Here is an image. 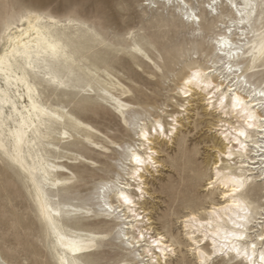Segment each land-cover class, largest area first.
Listing matches in <instances>:
<instances>
[{
  "label": "snow or ice",
  "instance_id": "6c2138e0",
  "mask_svg": "<svg viewBox=\"0 0 264 264\" xmlns=\"http://www.w3.org/2000/svg\"><path fill=\"white\" fill-rule=\"evenodd\" d=\"M146 3L150 9L159 4L166 5L163 11L171 12L170 16L163 15L156 21V30L162 36L166 37L178 26L194 27L197 30L193 32V36L199 38V42L206 41L212 48L216 44L226 47V50L215 48L217 54L206 58L211 62H206L205 67L197 62L191 63L189 71L192 68L197 71L191 72L179 89L180 94L188 97L194 87L200 86L199 89L207 93V102L211 108L219 110L225 117H235V122H230L227 128L223 123L219 124L220 134L225 141L224 150H218L217 162L211 169L201 173V179L213 193L208 197L209 207L191 212L180 219L184 235L190 242V251L197 258V264H214V257L218 255L238 257L244 264H264V206L253 205L241 198L240 194L251 182V173H245L244 164L238 165V160L248 159L247 167L257 168L260 178L264 179V0H244L243 5L239 0H197V7L193 6V0H146ZM8 4L9 0H0V27L8 38V47L0 55V78L13 75L12 71L6 69L21 73L16 79L18 83L26 85L29 102L27 113L31 116L34 112V118L39 121L33 128V143L51 146L56 141L79 140L108 151L103 144L95 141V137L102 134L72 115L67 108L52 109L46 106L37 87L31 82L30 72L37 77H43L45 82L61 88L67 87L66 78H62L58 70V65L62 62L68 75L74 78V82L81 84L84 91L95 94L98 99L110 104L125 117L126 124L138 130L139 142L134 147L116 145L123 153L117 162L120 175L99 186L95 194V199L100 202L98 214L122 222L115 234L128 243L138 258V264H166L167 258L176 253V241L169 243L165 235L154 236L151 222L138 209L136 200L129 194L134 189L140 194L137 199L145 195L143 173L149 167H158L150 136L153 132H165L164 125L160 120L150 121L152 126L149 130L144 121L129 122L126 117L132 105L123 102L119 97L131 96V91L110 75L108 70L101 72L99 69L86 67L83 58L77 60L75 54H68L61 44L50 40L48 33L52 27L74 26L82 30L94 46L107 47L117 52L120 48L116 45H121L129 55L135 56L139 53V57L145 59L155 53L159 57L157 70L162 74L166 72L165 58L156 52L155 45L145 39L140 30L126 36H109L98 33L87 24H77L71 18L61 25L58 20L31 13L18 16L8 10ZM206 15L215 17L219 23L214 22L205 32L201 30V25ZM17 26H20L19 36L15 35ZM226 33H233V36L226 39ZM32 37L36 38L35 45L30 42ZM233 38L236 40L235 44L231 43ZM21 39L25 41L23 46ZM174 51L183 54L185 48ZM192 51L198 52L199 49L190 46L189 57ZM209 74L211 79H219V84H212ZM164 78L167 79V75ZM201 80L208 81L207 85H201ZM113 87L119 90L115 94L112 93ZM23 92V88L11 92L0 87V130H3L6 121L10 122L8 113H13L20 106ZM6 135L7 133L0 135V151L20 163L19 149L16 152L9 151ZM103 139L109 144L112 143L107 137ZM60 151V148L56 149V152ZM64 157L72 160L84 159L80 155L69 157L65 153ZM37 160L39 164L33 162L31 168L21 164V168L29 184V193H36L34 202L39 207L38 215L51 242L50 252L54 264H81L78 255L95 248L97 240L107 237L83 232L68 233L63 229L59 221L64 217L76 214L92 215L93 211L87 206L73 208L61 205L51 189L57 190L61 185L71 184L76 181V177L72 175L69 179L57 178L55 163L46 162L51 157L38 156ZM38 170L42 178L36 175ZM216 192L221 194L223 203H216ZM108 194L115 197V202ZM52 208L56 209V220L53 219ZM225 215L227 219L221 222ZM229 223L232 227L225 228ZM254 225L258 227H253ZM129 227L134 229V236L126 233ZM61 232H65V235H61ZM67 235H71L72 239L66 241ZM53 236L58 242H53ZM0 264L10 262L0 259Z\"/></svg>",
  "mask_w": 264,
  "mask_h": 264
},
{
  "label": "rangeland",
  "instance_id": "374dc122",
  "mask_svg": "<svg viewBox=\"0 0 264 264\" xmlns=\"http://www.w3.org/2000/svg\"><path fill=\"white\" fill-rule=\"evenodd\" d=\"M193 6H198L197 0H193ZM165 7L167 6L159 4L150 9L146 0H9L8 4V10L18 16L37 11L45 16H55L64 23L71 18L77 24H87L98 33L109 36H126L140 30L141 35L155 45L156 52L165 58V73L157 70L159 57L155 53L148 59L139 57V53L132 56L121 45H116L120 51L114 52L107 47L92 45L83 31L74 26H59L61 32L65 31L61 36L70 55L75 54L77 60L83 58L86 67L99 69L101 72L111 69L112 74L116 75L115 79L131 91V96L119 97L132 105L126 117L129 122L143 118L151 127L150 121L159 115L170 134V122L174 123L170 120V115L183 109L180 104L184 99L180 97L177 87L179 78L188 71L191 60L206 65V62H211L206 58L216 54L206 41L199 42V38L193 36V32L197 30L194 27L178 26L166 37L162 36L156 30V21L163 15H171L170 11H163ZM214 22L219 23L215 17L206 15L201 30L206 32ZM190 46L199 49L198 52L192 51L191 57L188 56ZM6 47L7 36L0 27V53ZM181 47L185 48L183 54L174 51ZM58 70L61 77L66 78L68 86L56 88L57 85H53L54 90L48 84L50 82H45L43 77L30 72V79L37 83L44 104L52 109L67 108L72 115L89 124L98 133L110 134V138L115 140L108 151L103 152L79 140L56 141L51 146H44L41 153L51 157L49 163H55L57 178L69 179L72 175L76 177V181L71 184L61 185L57 190L51 189L59 203L73 208L87 206L93 211L92 215L64 217L63 222L65 226L75 230V233L107 237L97 240V246L93 250L80 256L81 264H138V258L128 247V243L115 234L120 226L118 220L99 215L100 202L95 199L100 185L120 175L117 162L123 153L116 145L124 147L128 143H138L136 129L126 124L125 117L110 104L104 103L95 94L84 91L83 86L68 75L63 64L58 65ZM165 75L167 79L164 78ZM0 80L3 82L2 78ZM117 91L119 90L113 87L112 93ZM22 101L23 99L19 103ZM197 112L199 114L193 115L190 123L183 119V139L175 137L173 141L161 144L166 166L154 176L147 174L154 193L153 197H147L145 205L151 211L154 225L160 231L168 230L181 243L178 251L182 252H178L171 263L167 264H195L197 261L186 250L189 241L184 235L180 219L189 210L186 206H209L208 197L213 194L206 189L201 173L211 169L216 159L217 152L212 149V144H218V139L214 128H210L216 118L206 113L202 106ZM179 114L182 118L186 117V111H180ZM9 125L14 128L15 122L10 119ZM5 128L9 134L8 127ZM57 148L61 151L56 152ZM64 153L69 157L80 155L84 159H65ZM64 169L68 171L64 172ZM253 183L256 191L251 197L261 200L264 188H260L261 184L257 185L260 181L255 180ZM34 197V193H29V184L22 169L0 151V259H7L10 264H54L50 252L51 242L38 215ZM110 197L114 199V196ZM214 199H220L219 192L215 193ZM257 204L264 206V200ZM214 264L244 262L238 258L230 259L229 256L219 255L214 257Z\"/></svg>",
  "mask_w": 264,
  "mask_h": 264
},
{
  "label": "bare ground",
  "instance_id": "6f19581e",
  "mask_svg": "<svg viewBox=\"0 0 264 264\" xmlns=\"http://www.w3.org/2000/svg\"><path fill=\"white\" fill-rule=\"evenodd\" d=\"M243 2H244V0H239V3L241 5H243ZM30 13L34 14V15H37V16L44 17L46 19L58 20V21H60L61 25L64 24V22H62L60 19H58L55 16H51V15L45 16V15H42L41 13H39L37 11H30ZM19 27L20 26H17L16 32H15L16 36H19V34H20L19 33ZM25 27H26V25H25ZM63 34H65V31L61 32L59 26L50 28L49 33H48L49 38H50L51 41H53L55 43H58V44H61L66 49L67 45L65 44V42L63 41V38L61 36ZM232 36H233V33H226L225 34V38L226 39H229ZM17 39H19V37H17ZM30 42L33 45H35L36 38L32 37ZM20 43H21V46H23L25 41L23 39H21ZM231 43L235 44L236 40L234 38L231 39ZM7 47H8V38H7ZM215 48H225V50H226V47L223 44H216ZM215 48H213V52L215 54H217L216 51H215ZM9 51L11 52V49H9ZM220 54L222 55L223 53H220ZM0 55H3V52L0 53ZM257 56H259L258 47H257ZM193 62H197V60H191L190 63L188 64V71L181 78H179V81H178V84H177V87L179 89L183 86L184 81L187 80L190 77L191 72L194 73V72L197 71V69H195V68H192L191 72L189 71V65L191 63H193ZM5 63L7 64V61ZM197 63H199V62H197ZM60 64H63V63L61 62ZM17 66H19V64H17ZM201 66L205 67L206 65L201 64ZM6 70L12 71L13 75L8 77V78H2L3 82L0 80V87H3L4 89H8L11 92L19 91L21 88H23L24 92L22 93L23 101L21 103H19L20 106L15 108L13 113H11V114L8 113L9 118L12 119L15 122L14 128L9 125L10 124L9 121H6L3 130H0V135H4V133H7L5 126L8 127L9 134H7L5 136V140L8 142L7 146L9 148L10 152H16L17 149H19L20 163H16L15 161L11 160L9 158V156L7 154H5L4 152L1 151V153L3 155L7 156L12 163H14L17 166H19L20 169H22V171H23V168H21V164H23L24 167L31 168L33 166V162H36L37 164H39V161L37 160L38 156L45 157V155L43 153H41V151H43V148H44L45 145H38V144L33 143V138H32L33 137V128L39 123V121H37L34 118L35 117V113L34 112H33V114L31 116H29L28 113H27V108H28V103L29 102H28V97H27V92H26V85L24 83H18V81L16 79L17 76L21 75V73L15 72L14 69H6ZM29 75H30V73H29ZM0 76H2V72H0ZM209 78L211 79L210 74H209ZM9 81H10V83H9ZM31 82L37 87V83L35 81L31 80ZM207 83H208V81H205V80H201V82H200V84L203 85V86H206ZM211 83L212 84H219V79H211ZM48 84L50 85V87L52 85V88L54 90L53 84H51V83H48ZM58 87L59 86H57L56 88H58ZM199 87L200 86H197V88L194 87L192 89L191 95L188 96V97H185V96H183L182 94L179 93L180 97L184 99V100H182V103L180 104V105L183 106V109L178 110V112L175 111V112H173L170 115L172 117V119H170V120H172L174 122V123L170 122V124L172 125V128H170V132H171L170 134H169V130L166 128L163 120L160 118L159 115H156L153 118V121L160 120L162 122V124L164 125V128H165V132H160V133L153 132L151 134V136H150L151 147H152V149H153V151L155 153V160L157 161L158 167L155 168V169H152L150 167L145 169V172L143 173L145 195L143 197L137 199V197H140V194L138 192H136L134 189L130 190V193H129L136 200L138 209L141 210V212L146 215V219L151 222L150 223V227L152 229L153 235L154 236L155 235H165L167 237L169 243H171L173 240L176 241V253H175V255H178V252H182L181 250L178 251V248L181 245L180 241L176 240L174 238L173 234L170 233L168 230H166V229H164L162 231L158 230V228L154 225V220L152 219V215L150 216L151 211L149 210V207H147L145 205V201L147 200V197H153V193H154V192L151 191L150 181H149L148 175L154 176V174L156 172L161 171L162 168L166 166V161L162 157V151L163 150L161 149V144L167 143L168 141H173L175 139V137H178L179 139L180 138L183 139L184 135L182 133L184 131L182 130V128L185 127V123L183 122V119L185 118L186 122L190 123V118L193 115H198L199 113L197 112V109L200 106H202V108H204L206 113L211 114V115L215 116V118H216V120H215L216 122L211 123V126H210V128H214V132L216 133L215 137L218 139L217 140L218 144H216V143L212 144V149H214V151L217 152L216 159L212 163L214 165L217 162V160H218V150L222 151V150H224V147H225L224 138L220 134V131H219V124L223 123L225 125V128H227V125L230 122H235V117L234 116L225 117L224 114L222 112H220L219 110L211 108L209 106L208 102H207V93H205L204 91L200 90ZM37 89H38V87H37ZM205 90H207V89L205 88ZM38 91H39V89H38ZM39 93H40V91H39ZM209 95H211V93H209ZM0 99H2V98H0ZM213 99H214V97H213ZM6 106H7V104L5 103V107ZM22 109H23V111H22ZM180 111H186V117L182 118L181 115L179 114ZM16 116L19 117V119H17ZM142 119L143 118H141L140 121H144ZM144 122L147 124L146 121H144ZM173 128L175 129L174 131H173ZM149 130H151V127H149ZM135 131H136L135 133L137 135V140H139L138 130H135ZM17 134H20V135H17ZM103 137H107L108 140H110L111 142H114L115 140L110 138V134H107V133L102 134V135H98V136L95 137V141L97 143L103 144L104 147L108 149L110 147V144H108V142L105 141L103 139ZM136 144H137V142L136 143H128L127 146L134 147ZM100 150L102 152L104 151L103 149H100ZM45 152H48V151H45ZM46 162H48V161H46ZM239 164H244L246 166L245 169H244L246 174L247 173H251V175L249 176V179L251 180V182L246 186V188L240 194L241 198L244 199V200H247L248 202H250L253 205L261 206V205H258L257 202L261 201V200H264V194L262 195L263 197L261 198V200L255 199V198H253L251 196L254 194V191H256V187H253L254 186L253 182L255 180H257L258 182L260 181V183H258V184L256 183V184L257 185L261 184L260 188H264V179L260 178V176H259L260 173H259V170L257 168H255V167H251V168L247 167V165L249 164V160L248 159H245L243 161H239L238 160V165ZM213 165H212V167H213ZM238 165L236 166L237 167V171H239ZM153 171H155V172H153ZM36 175L37 176H41V172L38 170L36 172ZM41 178H42V176H41ZM114 179L115 178L109 179L105 183H109V182H111ZM206 189H208L207 186H206ZM210 192L212 193V191H210ZM33 193H34V196H35L36 195L35 191H33ZM108 195L111 196V194H108ZM219 197H220L219 200H217V201L215 200L217 204L223 203V200L221 198V194L220 193H219ZM113 202H115V197L113 199ZM186 207H188L189 210H188V212L186 214L182 215V218L186 217L191 212L198 211L201 208H206V207L191 208L189 206H186ZM207 207H209V206H207ZM217 207H219V205H217ZM37 209L39 211L38 205H37ZM55 212H56V209L52 208V214H53V219L54 220L58 219L57 217H55ZM226 219H227V216L225 215V216H223L221 218V222L223 220H226ZM59 223L62 225L63 229L66 230L68 233H75V230H72V229L68 228L67 226H65L63 220H60ZM118 224H120L119 227L122 226V222L121 221H118ZM224 227L225 228H231L232 225L229 223V224L225 225ZM253 227H258V226L254 225ZM222 231H223V229H222ZM250 231H251V229H250ZM126 233L129 236H134L135 235V231L131 227L126 229ZM61 235H65V232H61ZM53 237H54V242H58L57 238L55 236H53ZM71 239H72L71 235L65 236V240L66 241L71 240ZM187 245H188V248L186 250L190 251V242ZM61 250L63 251L64 249H61ZM91 250H93V248L80 253L78 255V259L80 260V256L81 255H83L86 252L91 251ZM175 255H170L167 258L166 264L167 263H171V259ZM229 257H230V259H237L238 258V257H235V256H229ZM238 259H240V258H238ZM196 260H197V258H196ZM240 260H242V259H240ZM174 264H179V263H174ZM195 264H197V261L195 262Z\"/></svg>",
  "mask_w": 264,
  "mask_h": 264
},
{
  "label": "clouds",
  "instance_id": "9594fccd",
  "mask_svg": "<svg viewBox=\"0 0 264 264\" xmlns=\"http://www.w3.org/2000/svg\"><path fill=\"white\" fill-rule=\"evenodd\" d=\"M108 71L110 72V74H111L113 77H116L115 74H112V70H111V69H109Z\"/></svg>",
  "mask_w": 264,
  "mask_h": 264
}]
</instances>
